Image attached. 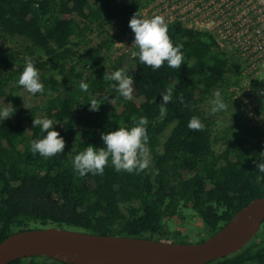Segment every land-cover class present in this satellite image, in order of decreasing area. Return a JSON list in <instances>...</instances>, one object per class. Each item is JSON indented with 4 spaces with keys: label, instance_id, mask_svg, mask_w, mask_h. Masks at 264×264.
Listing matches in <instances>:
<instances>
[{
    "label": "trees",
    "instance_id": "trees-1",
    "mask_svg": "<svg viewBox=\"0 0 264 264\" xmlns=\"http://www.w3.org/2000/svg\"><path fill=\"white\" fill-rule=\"evenodd\" d=\"M150 1L0 0V39H21L13 46L0 42V109L6 104L15 110L0 123V241L17 230L51 225L159 240L169 236L178 242L182 231L171 229L169 219L197 216L207 232L199 242L264 195V173L253 163L264 161V121L247 118L236 107L232 123L216 135L200 105L208 93L228 85L229 73L238 69L212 33L178 20L167 23L173 45L183 44L179 69L165 62L153 70L132 56L135 48L110 56L118 32L130 30L133 14ZM91 29L100 39L94 48H84ZM26 55L45 89L33 104L24 101L28 91L18 85ZM118 69L133 77L131 100L103 79L105 72ZM82 81L89 85L87 92L79 87ZM168 87L173 98L161 118L160 95ZM91 99L100 105L98 111H90ZM134 116L149 121V168L128 173L109 162L103 175L80 177L74 156L88 145L102 147L104 132L131 128ZM192 116L204 124L203 131L188 128ZM37 117L53 120V130L65 141L62 153L33 155L31 141L46 135L33 128ZM218 141L220 149L214 145ZM222 205L227 210L218 214ZM6 264L71 263L32 255ZM204 264H264V221L241 249Z\"/></svg>",
    "mask_w": 264,
    "mask_h": 264
},
{
    "label": "clouds",
    "instance_id": "clouds-1",
    "mask_svg": "<svg viewBox=\"0 0 264 264\" xmlns=\"http://www.w3.org/2000/svg\"><path fill=\"white\" fill-rule=\"evenodd\" d=\"M131 2V0H129ZM129 27L134 33L132 47L138 49L133 51L132 56L138 57L141 64L157 70L164 66L167 62L168 67L181 68L184 56L181 51L183 44L173 45L168 35V25L165 18L161 15H154L151 18H143L138 10L133 14L129 21ZM25 66L21 72L18 85L23 87L29 93H43L44 85L40 82L39 72L34 66V62L30 56H25ZM105 81L114 82L110 84V88L114 89L124 100H131L133 94V77L128 76L123 69H118L112 73H104ZM80 89L84 92L88 91L89 85L81 82ZM172 87H168L161 93V103L159 113L161 118L166 117V105L173 98ZM111 103V102H110ZM181 103L183 100L181 98ZM90 111H98L99 106L95 99H91ZM6 105V104H5ZM185 107L188 105L185 104ZM227 105L224 102L221 93L217 90L213 94L210 101V113L215 114L219 111L226 110ZM14 108L4 106L0 109V123L9 119L14 114ZM133 126L118 127L116 130L104 132L101 134L103 141L102 147L88 145L83 151L74 156L72 166L74 171L83 177L89 173L92 175H103L105 167L109 162L116 171H126L128 173L140 172L146 170L150 166V149L148 147L149 135L147 132L148 119L144 116L137 119L132 118ZM54 122L49 118H33V128H39L44 135L40 139L31 141L30 150L42 157L49 158L62 153L65 149V141L58 131L53 130ZM204 124L197 116H192L188 128L193 131H203ZM259 173H264V161L253 160ZM216 207L215 202L212 203ZM226 206H221L218 214L226 211Z\"/></svg>",
    "mask_w": 264,
    "mask_h": 264
},
{
    "label": "water",
    "instance_id": "water-1",
    "mask_svg": "<svg viewBox=\"0 0 264 264\" xmlns=\"http://www.w3.org/2000/svg\"><path fill=\"white\" fill-rule=\"evenodd\" d=\"M264 221V195L250 200L202 241L101 234L45 226L17 230L0 241V264L46 255L71 264H204L246 245Z\"/></svg>",
    "mask_w": 264,
    "mask_h": 264
},
{
    "label": "built area",
    "instance_id": "built-area-1",
    "mask_svg": "<svg viewBox=\"0 0 264 264\" xmlns=\"http://www.w3.org/2000/svg\"><path fill=\"white\" fill-rule=\"evenodd\" d=\"M141 15H161L166 23L178 20L206 30L218 41L235 45L256 72L264 63V0H153L142 8Z\"/></svg>",
    "mask_w": 264,
    "mask_h": 264
},
{
    "label": "rangeland",
    "instance_id": "rangeland-1",
    "mask_svg": "<svg viewBox=\"0 0 264 264\" xmlns=\"http://www.w3.org/2000/svg\"><path fill=\"white\" fill-rule=\"evenodd\" d=\"M150 2H153V0H151ZM185 23L190 24L188 20H185ZM97 32V29H91L87 31V36L88 38H90V41L86 43V46H84V48H86L87 46H91L94 48L96 46V43L100 39V36ZM109 32L111 34L115 33L116 26L111 27L109 29ZM133 40L134 33L131 29L124 33L123 31H119L118 36L114 38L110 56L116 57L121 53L131 50L133 48ZM20 41V38L0 39V42L3 45L5 44L11 46L19 44ZM219 43L221 47L229 55H231L232 59H235L237 61L238 69L236 73H229L230 83L228 85H225L226 87H217L211 93H208L200 102V105L206 110V113L214 123V134L216 135H218L220 132L226 131L228 125L232 123L236 107H240V111L247 118L253 120L259 119V121L261 120V122L264 121V63L259 66L258 72H256V70H253L248 66L246 60L241 57L235 45L221 40L219 41ZM217 90L221 93V96L226 103L227 108L226 110L211 114L209 111L210 101L213 99V94ZM24 101L27 104H33L37 102V97L27 92L24 95ZM232 101L235 103V105L232 103ZM214 145L216 149H220L223 146V142L218 141ZM168 223L171 229H175V227L181 229L182 238L178 242H195L196 240L207 234L202 221L197 216L187 218V220H183L179 217H173L169 219ZM164 238L165 239L163 240H171V237L169 236H165Z\"/></svg>",
    "mask_w": 264,
    "mask_h": 264
}]
</instances>
